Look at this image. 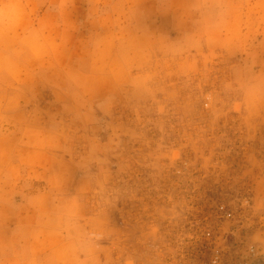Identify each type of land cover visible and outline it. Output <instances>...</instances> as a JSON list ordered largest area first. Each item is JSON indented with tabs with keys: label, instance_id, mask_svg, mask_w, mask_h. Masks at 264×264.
<instances>
[{
	"label": "rangeland",
	"instance_id": "rangeland-1",
	"mask_svg": "<svg viewBox=\"0 0 264 264\" xmlns=\"http://www.w3.org/2000/svg\"><path fill=\"white\" fill-rule=\"evenodd\" d=\"M154 23L171 32L167 17ZM209 27L211 38L157 53L146 85H123L73 125L94 264H210L212 248L263 244L264 102L247 103L240 83L264 73V0H229ZM38 101L58 110L47 90Z\"/></svg>",
	"mask_w": 264,
	"mask_h": 264
},
{
	"label": "clouds",
	"instance_id": "clouds-1",
	"mask_svg": "<svg viewBox=\"0 0 264 264\" xmlns=\"http://www.w3.org/2000/svg\"><path fill=\"white\" fill-rule=\"evenodd\" d=\"M228 4L0 0V264H94L80 216L91 176L73 153V125L123 85H146L157 53L211 38L210 23L227 19ZM156 17H167L171 32L186 27L173 37ZM240 89L247 103L264 102V73ZM39 90L58 110L40 106Z\"/></svg>",
	"mask_w": 264,
	"mask_h": 264
},
{
	"label": "built area",
	"instance_id": "built-area-1",
	"mask_svg": "<svg viewBox=\"0 0 264 264\" xmlns=\"http://www.w3.org/2000/svg\"><path fill=\"white\" fill-rule=\"evenodd\" d=\"M228 215L231 208L218 207ZM264 239L261 246L254 244H246L238 252L229 254L227 257L223 248H212L210 253V264H264Z\"/></svg>",
	"mask_w": 264,
	"mask_h": 264
}]
</instances>
